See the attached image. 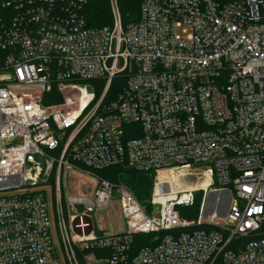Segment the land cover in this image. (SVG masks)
<instances>
[{"label": "built area", "instance_id": "built-area-1", "mask_svg": "<svg viewBox=\"0 0 264 264\" xmlns=\"http://www.w3.org/2000/svg\"><path fill=\"white\" fill-rule=\"evenodd\" d=\"M86 5L0 0V264H60L49 182L68 264H264V0H140L125 26L110 0L97 28ZM80 166L151 174L154 209L96 176L92 198L68 197L66 173L91 176ZM114 191L126 229L97 235ZM181 229L130 252L135 235Z\"/></svg>", "mask_w": 264, "mask_h": 264}, {"label": "rangeland", "instance_id": "rangeland-1", "mask_svg": "<svg viewBox=\"0 0 264 264\" xmlns=\"http://www.w3.org/2000/svg\"><path fill=\"white\" fill-rule=\"evenodd\" d=\"M109 4H110V0H109ZM122 82L123 81L120 79L114 81L110 96L117 94L120 86L122 85ZM135 131H136V128L133 127V128L127 129L126 133L131 135V134H134ZM80 168L83 169L84 171L90 172L91 176H87L83 172L66 173L64 181L67 186V196L68 197L83 196L84 193L82 191L81 186L88 185L90 188V193L88 195V198H92L94 191H95V186H96L95 185V176H96L99 178H102V177L106 178V180L108 179L114 182V184L119 185V186L132 185L133 187H135V190L140 195V199L142 200V202L140 201L141 206L145 210H147V212H150L151 210L154 209L149 203L150 196H151V190H152L151 182L138 180L137 178L139 177L136 176V174L131 175V174L120 173L118 175V174H113L112 172L106 173L105 171L89 170L85 168L84 166H80ZM38 188L44 191L46 195L47 207L49 211V218L51 221V239L55 247V253L58 256V260L60 264H68L67 258L65 256V251L62 252V249H61L60 235L58 234V231L55 229V191L53 189V183L49 182V184L45 185V187L41 186ZM116 196H117V193L114 191L113 197L115 200L112 203V205L108 207L107 209L100 211L96 217H93L94 232L97 235H104L106 233H109L111 235H117V234L123 233L126 229L125 221L121 213L120 204L117 201ZM199 196L200 195L196 196V207L192 209H187V208L178 209L182 217H186L188 214L192 212L197 213V210H198L197 206L199 205ZM212 197H210V200L212 199ZM97 219L100 220L101 227L104 229V231H99L97 229ZM218 221L221 222L220 220ZM140 236L135 237L134 243L140 240V238H146L145 236L143 237H140ZM75 252H76V256H77L79 263L82 264V262L80 261L79 253L77 251ZM95 255L97 257H105L108 255V251L107 250L95 251Z\"/></svg>", "mask_w": 264, "mask_h": 264}, {"label": "trees", "instance_id": "trees-1", "mask_svg": "<svg viewBox=\"0 0 264 264\" xmlns=\"http://www.w3.org/2000/svg\"><path fill=\"white\" fill-rule=\"evenodd\" d=\"M216 4L218 5H224L227 3H231L235 0H213ZM117 6L118 10L121 16L122 24L128 25L129 23L135 22L139 18V8H140V0H117ZM85 17L87 20V24L90 27H105V26H111L112 24V15H111V10H110V4L109 0H87V5L85 9ZM60 98L59 95L56 92V89L54 88L53 91L50 94H47L43 97V104L47 105L50 103H59ZM100 171H105L106 173L112 172L113 174H136L139 178L138 180L141 181H149L152 183V188H153V177L151 174L148 173H141V172H136L130 169H126L121 166H115V167H110L106 168ZM103 178V177H102ZM106 180V178H103ZM107 181L111 182L114 184V182L110 181L107 179ZM126 187L131 190V192L134 194L136 199L138 200L139 203L142 202L140 199L139 193L135 190V187L132 185H126ZM152 192V190H151ZM151 197V196H150ZM141 201V202H140ZM196 207V205L194 206ZM193 207V208H194ZM207 229V227H197L193 228L195 229ZM190 229H181L177 231H172V232H163L162 234L160 233H151V234H138L133 237L134 240H132L131 247H130V252L132 255L137 254L139 250H141L144 247H153L155 246L161 238L165 234H178L183 231H189ZM142 235V236H140ZM140 236L143 237L145 236L146 238H140V240L135 241V237ZM247 239H233L232 243L228 247L230 250H235V247L237 244H242L245 243Z\"/></svg>", "mask_w": 264, "mask_h": 264}, {"label": "bare ground", "instance_id": "bare-ground-1", "mask_svg": "<svg viewBox=\"0 0 264 264\" xmlns=\"http://www.w3.org/2000/svg\"><path fill=\"white\" fill-rule=\"evenodd\" d=\"M213 201V200H212Z\"/></svg>", "mask_w": 264, "mask_h": 264}]
</instances>
